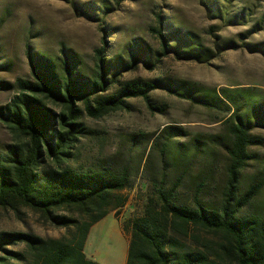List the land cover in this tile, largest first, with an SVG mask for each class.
I'll return each mask as SVG.
<instances>
[{"label":"rangeland","instance_id":"obj_1","mask_svg":"<svg viewBox=\"0 0 264 264\" xmlns=\"http://www.w3.org/2000/svg\"><path fill=\"white\" fill-rule=\"evenodd\" d=\"M212 1L0 0V82L10 85L0 91V108L14 95L11 86L16 79H34L30 58L56 61L61 51L67 50L78 59L79 70L89 75L100 48H104L110 62L117 56L126 62L128 50L140 43L151 50V64L146 67L139 62L119 82H159L163 88L152 92L150 99L155 105L165 106V112L152 113L145 101L137 98L127 100L126 111L112 112L100 119L83 115L81 121L89 133L80 138L69 162V167L79 171L123 169L128 175V186L121 192L125 204L118 210V217L108 214L90 233L86 253L99 264L125 263L128 236L122 228L142 215L161 177L168 186L181 176L178 191L182 198L191 196L194 182L202 180V200L213 206L220 202L228 164L224 148L230 140L228 119L235 110L230 107V114H223L176 96L166 87H188L211 95H219L222 89L236 93L244 90L243 94L253 96V101L263 100L264 54L242 48L241 40L249 44L264 42V0ZM154 28L170 35L177 30L190 32L207 47L221 40H232L237 47L223 51L208 64L181 61L172 54L155 63L160 45ZM116 88L117 85L110 87L107 94ZM250 133L264 139V128L254 127ZM12 142L0 121V152ZM249 151L254 159L241 173L240 191L251 183L261 184L246 213L262 214L264 146L250 147ZM1 231L33 233L43 238L66 235L64 229L51 226L39 214L23 207L18 212L0 209ZM195 234L200 245L212 249L220 241L218 236L202 230ZM187 244L194 247L191 241ZM13 249L20 251L23 247Z\"/></svg>","mask_w":264,"mask_h":264},{"label":"trees","instance_id":"obj_2","mask_svg":"<svg viewBox=\"0 0 264 264\" xmlns=\"http://www.w3.org/2000/svg\"><path fill=\"white\" fill-rule=\"evenodd\" d=\"M152 31L160 45L155 63L172 54L181 61L208 64L223 51L237 47L232 40L213 41V46L207 47L197 35L180 30L172 36L161 28ZM241 42L242 48L264 54V42ZM136 46L128 50L126 62L121 56L110 62L104 48L96 50L89 75L79 70L78 59L67 50H62L56 61L36 57L35 62L30 58L34 79L18 78L11 86L15 93L0 108V121L13 140L0 152V209L18 212L27 208L51 226L64 229L66 235L43 238L1 231L0 264H99L86 256V239L91 227L108 214L118 217L125 204L121 192L128 186V175L123 169L79 171L69 167V162L80 138L89 133L81 121L83 115L100 119L126 111L127 100L137 98L145 101L150 112H165V106L150 99L152 92L163 88L159 82H119L139 62L146 67L151 64V50L141 43ZM115 85V91L107 94ZM9 88L8 83L0 82V91ZM166 88L223 114H230V107L234 108L228 119L230 140L224 146L228 157L226 181L219 204L213 206L202 200V180L194 182L191 196L182 198L178 191L182 177L168 186L161 177L142 215L122 228L128 236L124 264H264V213H246L261 184L251 183L240 191L241 173L254 159L250 147L264 146L263 138L250 133L254 127L264 128V99L255 102L253 96L243 94L244 90L236 93L222 89L219 95H211L188 87ZM197 230L220 238L215 249L198 243ZM17 246L23 249H13Z\"/></svg>","mask_w":264,"mask_h":264},{"label":"crops","instance_id":"obj_3","mask_svg":"<svg viewBox=\"0 0 264 264\" xmlns=\"http://www.w3.org/2000/svg\"><path fill=\"white\" fill-rule=\"evenodd\" d=\"M96 224H97V223H96ZM92 228H93V226L91 227V229H90V231H89V233H88V236H87V239H86V243H85V247H84V252H85L86 256H87L89 259L94 260L92 255H88V254L86 253V249H87V246H88V241H89V238H90V233H91Z\"/></svg>","mask_w":264,"mask_h":264}]
</instances>
